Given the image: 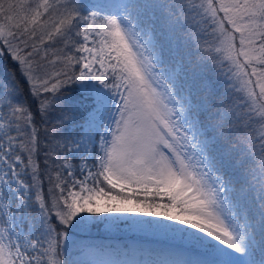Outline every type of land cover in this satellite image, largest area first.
I'll return each mask as SVG.
<instances>
[{
	"label": "snow or ice",
	"instance_id": "obj_1",
	"mask_svg": "<svg viewBox=\"0 0 264 264\" xmlns=\"http://www.w3.org/2000/svg\"><path fill=\"white\" fill-rule=\"evenodd\" d=\"M0 45V264H137L72 239L126 213L168 222L126 221L167 240L141 264H264V0H0ZM17 70L41 119L61 107L43 176Z\"/></svg>",
	"mask_w": 264,
	"mask_h": 264
},
{
	"label": "trees",
	"instance_id": "obj_2",
	"mask_svg": "<svg viewBox=\"0 0 264 264\" xmlns=\"http://www.w3.org/2000/svg\"><path fill=\"white\" fill-rule=\"evenodd\" d=\"M136 2H137V0H135L134 3H136ZM139 2H141V3L151 2V0H139ZM196 2L198 3L199 0H196ZM218 15L221 18H223L224 14L222 12H220V13H218ZM224 23H225V27L228 28L226 21ZM209 29H210V26H209L208 30ZM235 35L237 37L239 36L238 33ZM206 38L210 40L209 36ZM236 44L238 47L239 46L238 39L236 40ZM0 49H2L5 52L4 56H0V65H6L8 68L16 69V65L11 61V58L7 55V50L3 49L2 45H0ZM193 59H196V57H193ZM223 72L227 73V63L226 62H225ZM249 72H250V69H249ZM205 76L211 82V93H208L207 91L200 92L199 95L197 96V99L203 98L204 95H209V98L212 100V104H213L212 110L214 111L215 105L219 102V100L221 98H223L224 94L228 90L229 85L227 82V77H226V75L222 74L221 70L218 67H216L211 61L208 62V65L205 68ZM16 79L19 81V89H20V95H18L16 97V99H18V100L27 99V101L29 102V104L32 107V111L34 113H36L35 126L38 130L37 144H38L39 150H38V153H37L35 159L39 161L40 172H41V175L43 176V175H45L44 161L46 158L49 159V161L51 160L50 157L45 156V153L50 152L51 148L55 144V141L52 139V130H53V127L57 121V118L61 115V107L58 105L56 110L53 111L49 115L47 121L41 119L39 113L36 112L37 101L33 100L32 97L30 96L29 86L25 82L24 78L20 75L18 70L16 71ZM45 95L48 96L50 94L45 93ZM63 96H64L63 108H64V110H67L69 107H71L70 98L71 97H77L78 92L75 89V87H73V89L65 90L63 92ZM87 107H88V104H87V101H85L81 106V111L77 113L78 118L75 121L74 125L73 124H66L64 126L65 132H67L68 129H70V128H74L75 130L72 134L75 135L76 125L82 121L79 117L82 115L83 110L86 109ZM201 120H204L203 115L201 116ZM254 127H255V125H254ZM29 132H30V130H29ZM69 159H71V157H69ZM25 179L28 181V183H31L30 177H25ZM48 187H49V185H48L47 181H45L44 185H43V190H44L45 196H47ZM31 212H32V215L35 217L36 212H37V207L35 204H32ZM102 233L105 235H108L109 237L110 236L113 237V240L117 241L118 243H123L124 245L130 239H133L135 243H137V242L143 243L144 246H146L150 249L159 246L156 244H152L151 239H147V238L139 236V235L124 234V233H122V234L121 233H110V232H102ZM92 234H93L92 232L76 233L75 235L72 236V239L78 241L81 244L93 243V242H96L97 240H99L98 236H94ZM156 242H158V241H156ZM73 252H75V250H73Z\"/></svg>",
	"mask_w": 264,
	"mask_h": 264
},
{
	"label": "rangeland",
	"instance_id": "obj_3",
	"mask_svg": "<svg viewBox=\"0 0 264 264\" xmlns=\"http://www.w3.org/2000/svg\"><path fill=\"white\" fill-rule=\"evenodd\" d=\"M83 2L92 3V4H95V3H134L135 0H83ZM213 27H215V25H210V29L208 30L209 33L212 32ZM209 38L211 39V36H209ZM80 123H82V121ZM80 123L76 125L75 135H77L80 132V128H79ZM73 163L77 166L80 165L81 159L78 154L73 160ZM77 175H79L78 172H77ZM12 203L13 205H15L16 201L13 199ZM117 215L120 216V220L118 222L119 226H114L111 229H107V230L105 229V226L103 224L93 226L88 232H92L93 233L92 235L98 236L99 240L93 243H88V244L95 245L97 248H99L105 254V258L110 257L116 260H127L130 262L135 261L137 262V264H141V262H144V261L156 259L159 256L165 254L166 248H167V240L162 234L139 231V230L129 228L127 226L126 221L127 220H153L155 219V220H160V222L162 223H168L167 221H164L162 217H148V216H145L143 213H126V214H117ZM101 218L102 217H94L93 219L99 220ZM52 219H53V223H55L54 216ZM27 227H28L27 225L21 226V231H24L25 235H29V233L27 232ZM102 232L139 235L147 239H151L152 244H156L159 246L150 249L144 246L143 243H138V242L135 243L133 239H130L124 245L123 243H118L117 241L113 240V237L111 236L109 237L108 235H105ZM73 256L76 259L81 258L80 253L77 251L73 252ZM88 259H91V257H88Z\"/></svg>",
	"mask_w": 264,
	"mask_h": 264
}]
</instances>
